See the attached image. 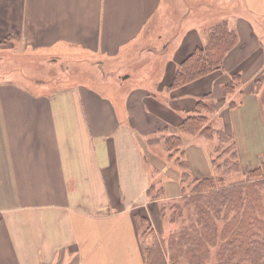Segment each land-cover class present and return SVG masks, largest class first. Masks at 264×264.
I'll list each match as a JSON object with an SVG mask.
<instances>
[{
	"label": "crops",
	"instance_id": "1",
	"mask_svg": "<svg viewBox=\"0 0 264 264\" xmlns=\"http://www.w3.org/2000/svg\"><path fill=\"white\" fill-rule=\"evenodd\" d=\"M177 1L184 28L152 92L118 75L129 57L111 60L128 55L162 0H0V49L53 65L85 60L98 70L96 81L50 89L45 78L0 77V264H89L78 218L105 224L104 237L125 221L132 239L126 252L144 264L134 214L157 223L160 200L147 199L148 186H161L162 199L181 194L160 137L176 133L205 93L216 105L210 122L233 136L243 170L264 158V111L253 87L264 84V0ZM212 5L226 12L235 45L221 68L168 90L177 64L204 43L208 21L199 22L197 11ZM236 73L241 82L224 96L222 85ZM181 136L191 176L213 175L205 143L212 140Z\"/></svg>",
	"mask_w": 264,
	"mask_h": 264
},
{
	"label": "trees",
	"instance_id": "2",
	"mask_svg": "<svg viewBox=\"0 0 264 264\" xmlns=\"http://www.w3.org/2000/svg\"><path fill=\"white\" fill-rule=\"evenodd\" d=\"M206 9L196 13L203 24L212 16ZM224 17L203 26L204 43L177 64L168 90L222 67L225 54L236 43V33ZM240 82L241 76L233 74L222 85V94H232ZM256 83L260 81L254 82V88ZM260 103L263 107V97ZM235 105L230 102L228 107ZM215 110L212 93H205L177 125L176 133L160 137L166 159L174 160L179 172L181 194L168 207H160V214L168 215L174 225L167 235L155 230L147 215L134 214L144 264H208L212 256L214 264H264V158L243 170L233 136L210 122ZM182 133L216 140L211 152L213 175L191 176L183 155ZM156 184L151 183L146 190L150 201L163 196ZM145 239L151 243L145 244Z\"/></svg>",
	"mask_w": 264,
	"mask_h": 264
},
{
	"label": "rangeland",
	"instance_id": "3",
	"mask_svg": "<svg viewBox=\"0 0 264 264\" xmlns=\"http://www.w3.org/2000/svg\"><path fill=\"white\" fill-rule=\"evenodd\" d=\"M178 4L179 1L177 0H162V6L159 8L158 12L148 20L145 27L141 30L139 38L135 42L129 44V48L125 51L128 55L124 57L119 55L118 58L111 60L112 64H117L119 60L124 61L126 57H129L125 60L123 68L120 69L121 71L118 73L119 76L121 73L129 75V78L126 79L131 81L129 86H136L137 83H146L148 85L144 86L150 88L152 92L156 87L159 75L165 67V64L173 58L175 38L181 34L184 28V19H182L184 9L180 8ZM205 9L212 15L208 22L220 21L222 16H225L224 9L221 8V6H207L203 8L202 11H205ZM239 10H241L240 5ZM206 14L207 13L203 14L205 19L207 18ZM178 22L181 29L178 27ZM150 47L153 48L151 53L148 52V48ZM18 52L21 53L22 51L19 49ZM45 60H47V58L44 56L29 53L14 56L11 50L7 48L0 49V77L6 79L14 78L15 80L23 82H26L25 80H38V78L43 80V78H45L49 82V84H46V89L55 88L58 85H69L76 80L80 82L96 81L98 74L97 68L85 60L77 61L73 58H66L62 61L59 60L55 65L50 63V61L45 62ZM105 66H108L107 63ZM68 81L70 82L68 83ZM263 85L262 82L256 83L255 92L259 93L260 98H264ZM127 88L128 87L120 88V90L117 89V92L121 93ZM159 98L164 100L165 94H159ZM262 110L264 111V106ZM205 143L207 150L210 149L211 152L216 145V140L209 142V145L208 142ZM195 174H197L196 169ZM179 196L180 195L170 199H162L163 196H161L160 200L157 202L159 207V213L157 214L158 222L153 223L152 217H149L154 229L162 233V235H167L174 225L170 223L168 215L160 214V207L163 204L168 207V205L172 204ZM144 242L145 244H150L151 239H145ZM208 264H214L213 256Z\"/></svg>",
	"mask_w": 264,
	"mask_h": 264
},
{
	"label": "bare ground",
	"instance_id": "4",
	"mask_svg": "<svg viewBox=\"0 0 264 264\" xmlns=\"http://www.w3.org/2000/svg\"><path fill=\"white\" fill-rule=\"evenodd\" d=\"M79 233L84 249L89 256V264H140L136 255L130 256L126 250L132 246L128 225L121 222L116 228L107 231L105 224L78 218ZM103 238L96 245V242Z\"/></svg>",
	"mask_w": 264,
	"mask_h": 264
}]
</instances>
